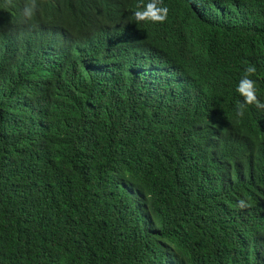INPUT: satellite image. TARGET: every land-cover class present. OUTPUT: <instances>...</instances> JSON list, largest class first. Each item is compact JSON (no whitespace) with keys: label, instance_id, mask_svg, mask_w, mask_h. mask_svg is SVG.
I'll return each instance as SVG.
<instances>
[{"label":"trees","instance_id":"obj_1","mask_svg":"<svg viewBox=\"0 0 264 264\" xmlns=\"http://www.w3.org/2000/svg\"><path fill=\"white\" fill-rule=\"evenodd\" d=\"M110 3L0 7V264H264V0Z\"/></svg>","mask_w":264,"mask_h":264},{"label":"clouds","instance_id":"obj_2","mask_svg":"<svg viewBox=\"0 0 264 264\" xmlns=\"http://www.w3.org/2000/svg\"><path fill=\"white\" fill-rule=\"evenodd\" d=\"M147 2V3H145ZM13 0H3L0 7H13ZM110 6L115 8H129L133 10V18L137 23L154 24L163 23L168 17L169 9L164 6L163 0H111ZM39 10L38 0H24V6L21 12L23 22L32 20ZM188 67L191 69L192 80L197 85H202L199 81L201 71L209 72V62L203 45L198 41H193L187 49ZM200 74L196 75L195 72ZM257 74V68L253 64H248L243 71L236 91L242 97V100L236 105V116L243 118L249 106H254L257 109L264 110V101H261L258 96V88L256 81L251 77ZM215 82V80H213ZM241 136L264 138V123L256 122L253 126H244ZM239 208H247L249 205L245 199H241L237 205Z\"/></svg>","mask_w":264,"mask_h":264},{"label":"rangeland","instance_id":"obj_3","mask_svg":"<svg viewBox=\"0 0 264 264\" xmlns=\"http://www.w3.org/2000/svg\"><path fill=\"white\" fill-rule=\"evenodd\" d=\"M195 74H196V75H199V74H200V72H199V71H196V72H195Z\"/></svg>","mask_w":264,"mask_h":264},{"label":"bare ground","instance_id":"obj_4","mask_svg":"<svg viewBox=\"0 0 264 264\" xmlns=\"http://www.w3.org/2000/svg\"><path fill=\"white\" fill-rule=\"evenodd\" d=\"M219 20V19H218ZM217 22V21H216Z\"/></svg>","mask_w":264,"mask_h":264}]
</instances>
